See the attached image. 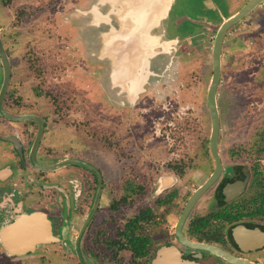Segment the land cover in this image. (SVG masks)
Masks as SVG:
<instances>
[{
    "label": "flooded vegetation",
    "instance_id": "af4514ba",
    "mask_svg": "<svg viewBox=\"0 0 264 264\" xmlns=\"http://www.w3.org/2000/svg\"><path fill=\"white\" fill-rule=\"evenodd\" d=\"M177 52L171 61L180 71V56ZM262 77L263 74L259 75L257 82H262ZM36 78L38 83L31 85L30 89L39 101L49 106L46 111L39 110L38 103L25 102L17 86L9 91L10 80L2 100V108L8 114L33 116L36 120L10 121L0 115V230L21 215L41 212L53 221L54 237L57 239L53 243H64L69 236L70 222L83 217L74 240V248L78 251L79 243V255L82 254L79 264H86L85 261L91 256L94 264H154L160 259L161 250L167 251L164 257L166 264H175L172 250L178 253L182 264H230L207 251L182 245L176 235L188 199L214 171L209 137L206 144L205 140H200V146L204 143L208 149L180 154V136H169V122L151 126L156 134L150 126L144 132L141 131L145 138L140 143L143 146L140 193L135 205H132L129 194L115 198L117 182H106L94 161L90 158L84 160L78 149L74 151L73 148L59 147L49 136L52 130L58 128L70 129L79 134V90L71 87L72 90L62 82L51 85L50 77L45 76V80H42L37 74ZM254 84L248 90V99L255 97L264 104V95L259 89L261 85L257 86V91ZM159 86L149 87L133 104L120 105L112 99L107 102L108 121L113 130L108 134L106 148L113 154L115 164L120 162V169L125 168L123 162L126 161H118L117 152L125 153L131 144L125 140L123 149L117 148L120 139L115 133L116 124L122 122L125 131L131 129L134 126L131 125L130 117L137 111L145 122L155 115L163 121L160 116L164 109L177 104L176 101L169 102V98L177 92L175 84L170 94L167 88ZM159 89L163 90L165 97L162 101H159ZM175 107L178 108L177 105ZM119 111L124 116L117 118ZM150 131L152 134L149 137ZM39 132L41 135L32 159L33 145ZM256 136L257 139L250 145L249 142ZM241 140V145L236 148L222 150L220 124L218 154L221 172L191 207L181 222L180 231L190 242L213 246L233 257L264 264V195L260 197L261 192L264 193V170L261 167L264 165V135H244ZM208 159L212 167L209 172H204L203 163ZM35 164L49 170L41 171ZM185 178L187 181L182 183ZM131 183L129 180L128 190L131 189ZM186 185L190 186L189 189L180 195L178 188ZM236 185L239 187L237 191L235 188L229 190ZM107 188H110L108 214L105 210L101 211ZM126 196L129 207L122 222L118 211L126 204ZM133 206L138 207L135 212H131ZM101 212H104L103 215ZM134 221L138 226L135 234L140 238L139 257H133L132 253L131 227ZM41 246H36L35 251Z\"/></svg>",
    "mask_w": 264,
    "mask_h": 264
},
{
    "label": "rangeland",
    "instance_id": "374dc122",
    "mask_svg": "<svg viewBox=\"0 0 264 264\" xmlns=\"http://www.w3.org/2000/svg\"><path fill=\"white\" fill-rule=\"evenodd\" d=\"M67 1L0 0V38L9 58L11 72L9 91H13V87L17 86L20 97L25 102L38 103V109H41L42 112L46 111L49 106L43 101H39L32 94L30 86L38 83V79H35L37 74L41 76L42 80H45V76L50 77L51 85L66 82L64 77L66 74L62 72L63 67L60 61L66 60L63 50H65V43L68 44L69 40L60 37L61 29H58V33L54 34L53 29L55 27L53 28L54 25L50 23L55 22V19L51 18L53 17L52 13L58 12L61 4H64L65 8L69 2ZM201 1L199 0L198 3L201 4ZM194 4L195 1L184 2L183 0H178L173 13V17L181 22L180 24H182L184 18L190 21L189 24L186 23L179 26L181 32H183L180 33L179 38L182 39L184 35L191 34L194 43H188V46L183 44L185 42L179 43L175 52L178 51L177 55L180 56V71L173 64L170 70L162 78H159L156 83L161 88H167L166 91L169 94L173 84H175L177 92H174L172 98H169V102L176 101L175 103H177L178 108L175 105L173 108L164 109L160 116L163 117V121H160L161 119L155 117V115L152 119H148L145 122L139 116V111L134 112L130 117L131 125L134 127L131 129L127 128L126 131L122 122L116 124L115 133L119 135L120 139V142L117 140V148L122 150L123 146H125V140L129 142L128 144L132 145V147L131 145L127 146L125 153L117 152V160L126 161L123 162L124 169H120L118 164L120 162L115 164L112 160L113 154L106 148L108 145V134L113 130L111 123L108 121V109L104 105L102 98L100 100L101 103H98V96L90 100L92 95L89 94L88 89H82L85 83L80 82V80L79 99L77 98L79 102V120L81 121L79 122V128H81L79 134L74 133L70 129L58 128V130H52L51 135H49L52 137L51 140H54L59 147L73 148L72 150L74 151L78 149L79 155L82 154L84 160L90 158L89 160L94 161L102 172L106 182H117V185H115V198L118 199L129 194L128 198H130L132 205H135V201L139 198L140 193L139 182L142 168L141 158L143 155V146L140 143L145 138L141 134V131L144 132L145 128L148 126H159L167 121V123H170L169 136H180V145L178 147L180 154L192 153L201 148L208 149V146L206 145L205 147L204 145L210 134L206 92L211 77V46L213 39L208 41V43H204V39L216 25L213 24L212 27H209L211 25L209 23L210 20H208L209 14L207 9L201 6L192 7ZM19 13L20 19L17 20L16 15ZM26 14L27 16L24 17ZM203 14L204 18L201 17ZM15 23H18V25H15ZM174 34L175 31L173 30L171 35ZM228 38L230 39L227 36L225 40H228ZM231 39L233 41V38ZM263 39L264 36L260 37L261 43L257 44L255 48L250 46L248 52L242 57H239V48L243 44L240 40L236 44H230L229 49L223 48L221 78L217 89V107L220 114L221 136L223 139L222 150L234 149L236 146L241 145V138L244 135H253L254 133L264 135V104L262 102L259 103L260 100L255 97L248 99L250 96L248 90L254 83H256V87L261 85L259 88L261 92H259L261 95H264V78H260L262 82H257L259 75L262 76L263 74L264 76ZM65 66L67 67V65ZM82 68V64L79 62V69L82 70ZM36 70L40 72L37 73ZM60 73H63V75ZM1 79L2 67L0 64V83ZM71 84L72 82L69 80L67 85L70 86ZM259 89L257 87V91ZM159 92H161L160 96L163 98H160L159 101H162L165 98L163 90L159 89ZM92 94H94L93 91ZM123 116H121L120 111L117 112V118ZM152 131L155 133L153 128ZM151 134L152 132L150 131L148 136L150 137ZM86 136L92 138L93 141L88 140ZM257 137H253L249 144H253L255 142L253 140L257 139ZM201 139L205 140L202 147L200 146ZM0 147H2L1 144ZM245 149H247L246 146ZM262 160L264 161V159ZM211 167L212 162L209 159L203 163L204 172L206 170L209 172ZM261 167L264 170V165ZM123 178L132 181L130 190H128L129 180L126 181L124 179L125 181H123ZM184 181H187V178L183 179L182 183ZM191 186L193 187L194 184L191 183ZM189 187L187 185L185 187L180 186L178 188L179 194L185 193ZM109 192L110 188H107L104 197L105 204L101 210H105L106 214H108L106 210L109 208ZM125 202L126 204L121 208L119 207L118 211V215H121L119 219L121 218L122 222L129 207L127 196ZM136 208L138 207L133 206L131 212H135ZM102 213L104 212H101V215H103ZM82 219L79 217L70 222L69 236L64 243L45 244L35 252L22 256L8 255L2 248V245H0V264H79L82 254L79 255V243L78 251L74 248V240ZM91 257L88 261H85L86 264H94Z\"/></svg>",
    "mask_w": 264,
    "mask_h": 264
},
{
    "label": "crops",
    "instance_id": "0c3cea01",
    "mask_svg": "<svg viewBox=\"0 0 264 264\" xmlns=\"http://www.w3.org/2000/svg\"><path fill=\"white\" fill-rule=\"evenodd\" d=\"M68 1L64 9L62 7L65 5L61 4L60 10L52 13L51 18L55 19V22L50 23L54 25L53 28L55 27L54 34L58 33L56 29H61L60 37L69 40L68 44L65 43V50H63L66 60L60 61L63 67L62 72L66 74L64 76L66 82L62 83L69 88L79 90L80 80L85 83L82 89H88L89 94L92 95L90 100L98 96V103H101L102 98L105 106H108L107 102L110 99L120 105L133 104L143 94H137L134 97L127 88L126 69L123 65L126 60L130 61L133 45L139 47L133 52L142 56L140 60L142 62H138L137 68L145 71L147 66L156 68L166 64L172 67L171 60L175 56L179 43L185 42L183 44L188 46V43L193 42L191 34L184 35L182 39L179 38L180 33H183L179 26L189 24L190 21L184 18L180 24L181 22L173 17L178 0ZM183 1H195L192 7L201 6L207 9L211 25L209 27L216 25L204 39V43H208L214 38L222 22L237 13L249 0H202L201 4L198 3L199 0ZM201 17L204 18V14ZM173 30L175 34L171 35ZM262 35L264 36V3L256 6L225 34L221 49V67L223 50L229 49L230 44H236L239 40L243 43L239 48V57H242L248 52L250 46L255 48L261 43ZM227 36L230 37L229 41L232 40L231 38L233 41L225 40ZM132 38L135 44L129 40ZM165 43L172 50L165 51L163 49ZM79 62L82 64V70L79 69ZM69 80L72 82L70 86L67 85ZM156 83H152L150 87L155 86ZM87 139L92 141L89 137Z\"/></svg>",
    "mask_w": 264,
    "mask_h": 264
},
{
    "label": "water",
    "instance_id": "95a60500",
    "mask_svg": "<svg viewBox=\"0 0 264 264\" xmlns=\"http://www.w3.org/2000/svg\"><path fill=\"white\" fill-rule=\"evenodd\" d=\"M261 3H264V0H249L237 13H235L228 19L224 20L215 33L211 47V77L206 92V103H207V109L210 119L209 150L214 160L215 168L213 173L207 179V181L198 189H196V191H194V193L188 199L176 228L177 238L182 245L192 249L207 251L209 253L221 257L230 264H257V263H252L244 259L233 257L227 254L226 252L213 246L190 242L182 236L180 227H181V222L183 221V219L185 218L191 207L194 205L197 199L203 194V192L206 191L215 182V180L217 179V177L221 172V162L218 154V137H219L220 123H219V112L217 107V89L221 77V49H222V42L224 36L234 24L242 20L256 6L260 5ZM129 40L133 42L134 38ZM133 43L135 44V41ZM168 46L169 45L165 43L163 45V49L167 51L168 49H170L168 48ZM132 48H133L132 50L134 51L139 47L133 45ZM133 51H132V56L130 57V61L126 60L125 61L126 63L123 66L126 68L127 88L131 91L134 97H136L137 94L144 93L146 89H148L152 85V83H155L159 78H162L163 75L168 70H170L171 67L166 64L162 66H157L156 68L154 67L150 68L147 66L146 67L147 69L145 71L144 70L141 71L139 68H137V64L141 60L142 56H140V54L138 53L136 54V52ZM0 64L2 67V83L0 86V115L10 121L35 119L33 116H14L8 114L2 108L1 104L3 97L5 95V91L9 84L11 72H10L9 59L2 45L1 38H0ZM40 135L41 132H39L38 135L36 136V140L34 142L31 153L32 159H33L32 156L33 150L40 138ZM35 166L37 169L41 171L49 170L48 168L41 167L36 164ZM232 188L233 189L235 188L236 191L239 189L238 185H236L235 187L234 186L231 187L229 190L231 191ZM55 241H57V239L54 237L53 221L46 214L41 212H35L29 215H21L15 222L3 227L0 230V243L8 255H13V256L26 255L34 252L36 246L38 245L50 244ZM172 251L175 258V264H182L179 260L178 253L175 252L174 250ZM166 253L167 251L161 250L160 259L157 260L154 264H166L164 263L165 260L164 257L167 255Z\"/></svg>",
    "mask_w": 264,
    "mask_h": 264
},
{
    "label": "trees",
    "instance_id": "16d2710c",
    "mask_svg": "<svg viewBox=\"0 0 264 264\" xmlns=\"http://www.w3.org/2000/svg\"><path fill=\"white\" fill-rule=\"evenodd\" d=\"M27 14L24 16L26 17ZM17 20L20 19V13L16 15ZM19 23V22H18ZM18 23H15V25H18ZM32 68V66H31ZM263 191L260 194V197L264 195ZM138 222V219L136 220ZM136 221L133 222V226L131 227L132 229V253L133 257H139L140 256V238L139 235H136L135 232L138 230V226L135 225Z\"/></svg>",
    "mask_w": 264,
    "mask_h": 264
},
{
    "label": "bare ground",
    "instance_id": "6f19581e",
    "mask_svg": "<svg viewBox=\"0 0 264 264\" xmlns=\"http://www.w3.org/2000/svg\"><path fill=\"white\" fill-rule=\"evenodd\" d=\"M151 1V0H150ZM148 2V1H147ZM146 3V2H145ZM159 3V2H158ZM148 5H149V3H148ZM151 5V4H150ZM142 12V11H141ZM141 12H139V13H141ZM144 12V11H143ZM138 13V12H137ZM138 13V14H139ZM144 14V13H143ZM145 15V14H144ZM148 15V14H147ZM142 16V15H141ZM135 17V16H134ZM162 20V19H161ZM139 21H141V20H139ZM159 22H160V20H159ZM138 23V22H137ZM141 24V23H140ZM152 35V34H151ZM158 40V39H157ZM156 42V41H155ZM142 61H140V63H141ZM124 68V67H123ZM126 69V68H125Z\"/></svg>",
    "mask_w": 264,
    "mask_h": 264
}]
</instances>
